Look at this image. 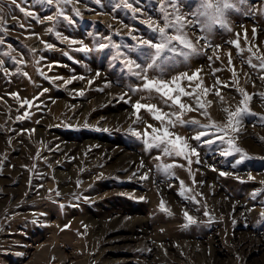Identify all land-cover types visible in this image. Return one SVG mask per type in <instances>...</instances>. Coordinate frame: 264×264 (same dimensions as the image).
<instances>
[{"label": "rangeland", "instance_id": "rangeland-1", "mask_svg": "<svg viewBox=\"0 0 264 264\" xmlns=\"http://www.w3.org/2000/svg\"><path fill=\"white\" fill-rule=\"evenodd\" d=\"M118 2L71 0L62 7L74 22H52L47 17L55 14L54 5L17 0L34 13L27 16L12 0H0L7 29L0 31V264H264V79L262 70L248 63L249 58L253 65L259 62L249 45L257 55L264 52V0L237 3L226 11L230 27L215 25L211 34L201 31L193 15L199 0H178L188 37L202 50L188 60L177 59L169 73L193 74L199 68L192 83L209 87L201 101L211 102L207 110L218 121L226 119L225 107L234 109L241 99L237 81L252 93V112L237 133L248 157L237 163L240 154L223 156L219 142L190 139L200 153V163L193 158L191 165L196 183L183 158L158 159L161 149H146L129 131L158 124L146 109L136 119V100L168 110L163 99L130 91L128 86L140 81L120 62L110 66L109 50L83 52L49 31L55 27L86 43L93 40L88 33L99 32L131 45L133 37H153L144 19L163 23L158 0H137L139 19L129 9L115 8ZM237 34L243 52L231 43ZM44 41L55 47L46 48ZM42 89L48 91L37 95ZM14 91L19 97L10 95ZM33 97L31 106H21L20 98ZM182 100L193 105L185 119L195 116L208 123L196 100ZM176 130L189 137L194 131L187 125ZM161 159L178 162L175 177L157 168ZM180 179L193 189L186 195L195 200L180 195ZM162 200L169 211L161 209ZM185 210L196 222L186 223Z\"/></svg>", "mask_w": 264, "mask_h": 264}, {"label": "snow or ice", "instance_id": "snow-or-ice-1", "mask_svg": "<svg viewBox=\"0 0 264 264\" xmlns=\"http://www.w3.org/2000/svg\"><path fill=\"white\" fill-rule=\"evenodd\" d=\"M12 2L17 4L19 10L25 15H34L28 7H24L22 4L17 3V0H12ZM37 2L49 6H55V14L49 15L47 20L56 22L58 18H63L72 21V17L68 15L65 8L62 7V5L70 4L71 0H37ZM136 2L137 0H119V2L115 4V8L129 9L133 19H139L140 17L137 14L141 13L142 9L134 6ZM242 2L243 0H199L196 11L193 15L197 18L201 31L206 34H211L215 25H220L224 28L230 27L226 17V11L228 9H235L236 4ZM27 3L28 0H23V4ZM96 3H101V0H96ZM158 7L162 13L163 23H161L160 20H155L151 17L144 19L143 23L153 31L154 35L152 38L146 36H141L139 38L133 37L135 43L131 45L122 44L121 42L114 40L111 35L104 36L99 32L88 33L87 35L93 37V40L91 43H86L83 38L64 36L60 31H57L55 27L50 26L49 31L54 32L56 37L68 41L70 45H77L79 50L83 52L109 50L110 66L113 61H118L123 65L124 69L127 70V73L130 76L135 77L140 81V83H136L135 85H129L128 87L130 91H144L149 97L155 93L163 99V103L168 106V110L158 106L156 103H142L140 99L136 100L133 103L136 119L140 120V111L146 109L158 124L148 122L143 131L134 127H130L129 131L143 140L146 149H161L158 159L163 156L183 158V160L187 162L186 166L188 167L189 173L192 175V182L196 183L195 174L192 172L191 165L193 163V158H195L197 163H200V153L198 147L190 143V139L208 145H213L219 142L220 146L218 150L223 156H229L233 153L240 154L236 161L237 163L242 162L248 157L247 151L237 144V133L242 125L244 116L252 112L249 105L252 93H249L245 88L240 87L237 81L235 87L237 88L241 99L235 105L234 109L231 106L224 108L226 113L225 120L218 121L212 119L206 107L207 104L211 102L201 101V97L206 96L209 93V87L204 86L202 82H197L195 85L192 83L194 80H197L196 73H199L200 69H196V73L193 74H189L188 72H180L178 74L169 73V69L175 64L177 59L182 58L188 60L190 57L198 54L202 49L188 37L186 32V24L188 21L179 10L178 0H158ZM72 10L77 16L80 15L78 9L73 8ZM0 11H2V9H0ZM3 24L4 17L3 15H0V31H7V29L3 27ZM129 35H132V33L129 32ZM253 35H255V28H253ZM96 37L99 38L96 39ZM203 38L207 40L208 36L205 35ZM245 39H247L246 35ZM3 42L2 37H0V43ZM231 43H233L239 51H244L239 43V34H237V39L231 41ZM44 44L46 48L49 49L55 47L54 44L47 41H44ZM219 47L220 45H214V49ZM31 51L35 53L37 49L33 48ZM248 52L251 53L252 56H255L259 61L257 64L253 65L252 59L249 58L248 63L261 69L262 79H264V52H260L257 55V53L253 51L252 45L248 46ZM12 59L16 60V57H12ZM40 59L44 58L40 57ZM228 62L229 64L232 63L230 53L228 56ZM2 63L3 62L0 61V65H2ZM19 63L24 64L26 61L21 59ZM16 71L22 72V69L17 68ZM232 71L233 79L235 80L236 68L234 66ZM22 74L29 80L31 79L29 73L22 72ZM40 74L44 75L43 70H40ZM96 75H99V73H96ZM56 78L57 77H49V79ZM79 78L84 79L83 76H80ZM73 79H75V77H73ZM185 79L188 81L187 86L181 84V81ZM217 81L225 86H232L228 85L227 81H219V78H217ZM68 82L69 81H65V83ZM88 82L91 83V80ZM189 89H191V91ZM47 91L48 89H42L41 93H38L37 95H41L43 92ZM79 92L83 95L84 90L80 89ZM10 95L12 97H19V92L14 91L11 92ZM216 95L220 96L222 102L224 101V97L220 95L219 91L216 92ZM261 95L264 96V93H261ZM182 97H192L196 100V110H202V115L208 117V123H201V121L195 116L185 119V113L192 111L193 105L184 102ZM35 98L36 97H33L32 99L20 98V104L21 106H31L33 99ZM123 98L124 95L121 94V99ZM23 115L28 116L30 113L25 111ZM20 118V116L16 117V119ZM177 125H187L191 127L194 129L193 135L191 137L182 135L176 130ZM37 155H39V153H37ZM177 163L176 160H173L170 163H164L161 159V162L157 164V168L161 170L165 176L175 177L176 173L173 169L177 166ZM179 166L185 167L184 164H180ZM209 167H214V165H209ZM222 174L227 175L228 173L225 172ZM144 175L146 177L147 173ZM77 183H79V181ZM179 191L180 195H183L185 199H196L194 195H186V193L192 192L193 189L187 186L182 179L179 180ZM57 195H59V192H57ZM160 207L163 211H169L163 200L161 201ZM184 216L186 223L190 224L196 222V218L190 215L187 210L184 211ZM212 218L214 219V217Z\"/></svg>", "mask_w": 264, "mask_h": 264}]
</instances>
